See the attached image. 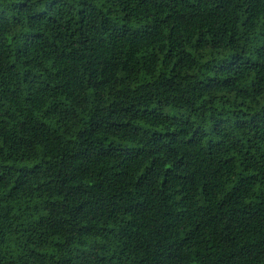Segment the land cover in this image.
<instances>
[{"label":"trees","instance_id":"trees-1","mask_svg":"<svg viewBox=\"0 0 264 264\" xmlns=\"http://www.w3.org/2000/svg\"><path fill=\"white\" fill-rule=\"evenodd\" d=\"M0 264H264V0H0Z\"/></svg>","mask_w":264,"mask_h":264}]
</instances>
